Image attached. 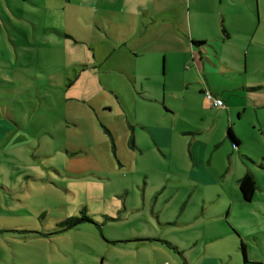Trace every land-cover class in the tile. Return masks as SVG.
I'll return each mask as SVG.
<instances>
[{
  "label": "rangeland",
  "instance_id": "obj_1",
  "mask_svg": "<svg viewBox=\"0 0 264 264\" xmlns=\"http://www.w3.org/2000/svg\"><path fill=\"white\" fill-rule=\"evenodd\" d=\"M41 1L40 20L0 19V264H264V0L249 55L243 35L215 46L220 0L190 3L194 55L121 47L98 13L113 0Z\"/></svg>",
  "mask_w": 264,
  "mask_h": 264
},
{
  "label": "crops",
  "instance_id": "obj_2",
  "mask_svg": "<svg viewBox=\"0 0 264 264\" xmlns=\"http://www.w3.org/2000/svg\"><path fill=\"white\" fill-rule=\"evenodd\" d=\"M6 1L3 5H5L7 9H3V5L1 6L2 0H0V19L3 23L5 20L11 19L9 11L13 16L20 19L29 16V18L40 20L39 11L43 8L45 9L44 3H42L41 0H21L23 5L30 6L34 8L33 10L29 8L25 9L19 0ZM65 2L70 11L72 7H78V10L74 13L81 17L87 16L89 12H86V10L91 11L92 9L90 8H95L98 4V0H81L76 3H73L72 0H67ZM113 2L111 8H104L102 11H98V13L102 14L111 22L114 27L113 34H118L121 47L127 46L130 42V38L137 39V46H132L133 48L140 47L139 49L144 51L152 49L154 45H158L157 50L159 51L161 48L168 51L170 49H185L190 46L194 55L195 50H198L197 48L208 46V42L201 47H196L193 44L194 41L206 40V37L203 33L199 32L200 29H193L192 22L194 23L195 19H192L188 9L192 0H113ZM220 3L222 14H224V39L222 42H217L215 46L219 51L220 48H225L226 45L235 46L236 44V48H238L236 42L239 36L243 35L246 42L244 49H246V53L249 55L251 47L258 45L257 42H262L258 38L257 32L263 22V12L260 6L263 0H220ZM243 14L248 15V18L244 19ZM197 22L200 23V19ZM140 40L142 42H139ZM210 48L213 50L217 49L211 45ZM193 59H195V57H193ZM262 78L264 79V69ZM262 82H264V80L261 81L260 84H262ZM211 107L216 108L213 106ZM224 107L225 110L219 111H227L226 104ZM247 110L248 109L245 108L243 114H245ZM231 124L234 125V121H231ZM231 129L238 140L239 137L234 132L233 128ZM0 135L2 136L3 132H1ZM227 137L230 139L228 133ZM164 141L167 142L169 140L164 139ZM238 142V145L231 144L240 146V141L238 140ZM194 163V165L200 164L195 158ZM260 166L264 168L263 165ZM248 172L251 171L247 170L246 173ZM255 176L257 177L256 174ZM204 182L208 184L215 183L209 181Z\"/></svg>",
  "mask_w": 264,
  "mask_h": 264
},
{
  "label": "trees",
  "instance_id": "obj_3",
  "mask_svg": "<svg viewBox=\"0 0 264 264\" xmlns=\"http://www.w3.org/2000/svg\"><path fill=\"white\" fill-rule=\"evenodd\" d=\"M193 44L196 46V47H201L203 45H205L206 43L205 42H198V41H194ZM228 135L232 141V143L234 145H238L239 142L237 140V138L235 137L233 131L231 128H229V131H228ZM129 144L131 147H135V143H134V137L131 136V139L129 141ZM238 187H239V190L241 192V195H242V198L244 201L246 202H250L253 200L255 194H256V190L258 189V184H257V179H256V176L254 173L252 172H248L246 173L239 181H238ZM83 210L86 211V209L84 208ZM81 211L82 214H84L85 211ZM84 221H88V217H86L85 215L84 216H81V217H77V218H69L67 220H65L64 222H62V226H68V227H71V226H74L76 224H79L81 222H84ZM64 229H67V228H64ZM64 229H62L61 231H63ZM169 245V244H168ZM176 250H178L177 247H175ZM242 250H243V253L245 255V259H246V246L244 244H242Z\"/></svg>",
  "mask_w": 264,
  "mask_h": 264
},
{
  "label": "built area",
  "instance_id": "obj_4",
  "mask_svg": "<svg viewBox=\"0 0 264 264\" xmlns=\"http://www.w3.org/2000/svg\"><path fill=\"white\" fill-rule=\"evenodd\" d=\"M207 100L210 102V106L216 108H223L225 106L224 101L216 96H214L210 91L205 93Z\"/></svg>",
  "mask_w": 264,
  "mask_h": 264
}]
</instances>
